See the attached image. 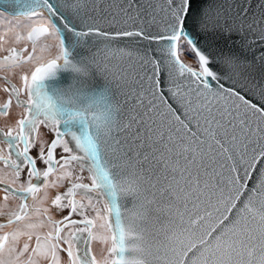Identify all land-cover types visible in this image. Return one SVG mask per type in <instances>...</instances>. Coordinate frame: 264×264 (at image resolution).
Masks as SVG:
<instances>
[{"label":"snow or ice","instance_id":"6c2138e0","mask_svg":"<svg viewBox=\"0 0 264 264\" xmlns=\"http://www.w3.org/2000/svg\"><path fill=\"white\" fill-rule=\"evenodd\" d=\"M196 5L0 20V264H264V4Z\"/></svg>","mask_w":264,"mask_h":264},{"label":"water","instance_id":"95a60500","mask_svg":"<svg viewBox=\"0 0 264 264\" xmlns=\"http://www.w3.org/2000/svg\"><path fill=\"white\" fill-rule=\"evenodd\" d=\"M98 5V14H99V6L103 5L104 7H107V0H96ZM232 0H197V7H204L207 4H220V3H231ZM32 3V0H0V9L4 10L10 15H26L30 10V5ZM248 3L251 5L252 13L259 15L262 11L260 5L264 4V0H248ZM93 43L97 45L98 48L104 49L106 46V41L103 37H94ZM112 48L124 47V43L120 44H112ZM246 54L251 57L253 54H255L257 58V62L259 61V57L264 54L260 51V45L256 44L253 46L251 51H247ZM66 75V74H65ZM257 167H260L258 165ZM255 173H253V178H255ZM249 186H251V183L249 182Z\"/></svg>","mask_w":264,"mask_h":264},{"label":"flooded vegetation","instance_id":"af4514ba","mask_svg":"<svg viewBox=\"0 0 264 264\" xmlns=\"http://www.w3.org/2000/svg\"><path fill=\"white\" fill-rule=\"evenodd\" d=\"M2 55H4V53L0 54V56H2ZM0 75H2V73H0ZM3 86H4L3 81L0 80V88H2ZM4 98H5V94L3 92H0V103L3 102ZM3 126H4V123H2V117H0V127H3ZM6 147H7V143L5 141H0V148L6 149ZM2 168H3V165L0 164V169H2ZM5 171H7V170H5ZM0 175H2V173H0ZM85 175H87V174H85ZM33 182H35V181H33ZM85 182H88V181L85 180ZM55 191L56 190H53V193H52L53 195H54ZM3 195H4L3 192L0 191V205L4 204ZM18 203H19V201L10 199L7 202V208H5L4 211H11V210L15 209L17 207ZM29 203L30 204L32 203L31 199L29 200ZM45 206H47V205H45ZM53 215L55 216L56 219L61 218L60 213H58V212L54 211ZM74 218H78V217H74ZM3 219H4V217H0V222H2ZM5 230H7V229H5ZM45 230H47V229H45ZM96 247L99 248L100 246L98 244H94V250L97 249ZM61 256L63 257L64 264H66V260H67L66 254L62 253Z\"/></svg>","mask_w":264,"mask_h":264},{"label":"rangeland","instance_id":"374dc122","mask_svg":"<svg viewBox=\"0 0 264 264\" xmlns=\"http://www.w3.org/2000/svg\"><path fill=\"white\" fill-rule=\"evenodd\" d=\"M26 20L27 19V15H10L7 12H5L4 10L0 9V20H4V21H9V20ZM0 54H3L2 51H0ZM189 61L191 62L190 58H188ZM26 68L28 67L27 65L25 66ZM2 123H4V118L2 117ZM97 248V247H96ZM100 247L97 248L95 251L97 253H99Z\"/></svg>","mask_w":264,"mask_h":264}]
</instances>
